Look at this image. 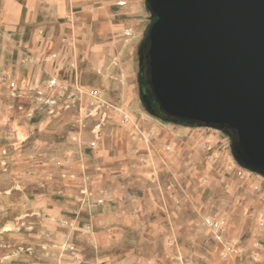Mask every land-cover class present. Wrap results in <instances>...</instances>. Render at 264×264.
<instances>
[{"label":"rangeland","instance_id":"obj_1","mask_svg":"<svg viewBox=\"0 0 264 264\" xmlns=\"http://www.w3.org/2000/svg\"><path fill=\"white\" fill-rule=\"evenodd\" d=\"M149 16L136 22L143 43L131 101L116 85L82 87L75 71L25 84L0 74V264L42 257L87 264L82 254L103 233L90 220L93 208L108 204L125 205L139 223L137 231L119 226L97 237L117 259L264 264V176L235 158L236 134L166 119L143 102ZM168 123L188 131L174 140L152 125ZM206 218L220 229L205 227ZM64 229L71 233L65 244Z\"/></svg>","mask_w":264,"mask_h":264},{"label":"water","instance_id":"obj_2","mask_svg":"<svg viewBox=\"0 0 264 264\" xmlns=\"http://www.w3.org/2000/svg\"><path fill=\"white\" fill-rule=\"evenodd\" d=\"M152 114L236 132L264 176V0H145Z\"/></svg>","mask_w":264,"mask_h":264},{"label":"crops","instance_id":"obj_3","mask_svg":"<svg viewBox=\"0 0 264 264\" xmlns=\"http://www.w3.org/2000/svg\"><path fill=\"white\" fill-rule=\"evenodd\" d=\"M146 14L145 0H0V74L25 84L59 73L73 77L75 71L82 87L98 89L102 85L105 91L116 85L122 101H131L134 83H139L141 66L136 60L143 43L136 22ZM86 101L81 95L80 102ZM152 125L161 135L165 131L172 134L174 140L188 131L171 123ZM137 143L144 145L141 140ZM124 206L93 208L90 220L95 229L102 227L103 233L96 234L90 251L82 254L87 264H109L113 259L117 264H149L147 255L117 259L108 254L109 249L103 252L102 241H97V237L107 238L112 228L139 229L138 220L125 213ZM83 225L78 221L77 228L83 237H89L91 230ZM70 237L65 230L61 241L65 244ZM32 264L63 261L42 257Z\"/></svg>","mask_w":264,"mask_h":264},{"label":"trees","instance_id":"obj_4","mask_svg":"<svg viewBox=\"0 0 264 264\" xmlns=\"http://www.w3.org/2000/svg\"><path fill=\"white\" fill-rule=\"evenodd\" d=\"M148 47H149V42L147 41V50L145 53V57L143 59V63H142V68H143V79H144V83H145V87L144 90L146 92V95L155 102L156 106L158 107V103L155 99V95L152 91V87L149 83V57H148ZM160 114V113H158ZM161 115V114H160ZM163 116V115H161ZM164 117V116H163ZM230 130V129H229ZM232 132H234L236 134L235 131L231 130ZM236 138H237V134H236ZM237 143H238V138H237Z\"/></svg>","mask_w":264,"mask_h":264},{"label":"built area","instance_id":"obj_5","mask_svg":"<svg viewBox=\"0 0 264 264\" xmlns=\"http://www.w3.org/2000/svg\"><path fill=\"white\" fill-rule=\"evenodd\" d=\"M10 85H11V86H14V83L11 82ZM91 145L94 146L95 143L93 142ZM204 226L207 227V228H210V229H212V230H218V229H220V227H221V226H219V224H217V223L211 221V220L208 219V218L205 219V221H204Z\"/></svg>","mask_w":264,"mask_h":264},{"label":"flooded vegetation","instance_id":"obj_6","mask_svg":"<svg viewBox=\"0 0 264 264\" xmlns=\"http://www.w3.org/2000/svg\"><path fill=\"white\" fill-rule=\"evenodd\" d=\"M145 96H146V99H147V101L149 102V104L153 107V108H157V106H156V104H155V102L153 101V100H151L147 95H146V93H145Z\"/></svg>","mask_w":264,"mask_h":264},{"label":"bare ground","instance_id":"obj_7","mask_svg":"<svg viewBox=\"0 0 264 264\" xmlns=\"http://www.w3.org/2000/svg\"><path fill=\"white\" fill-rule=\"evenodd\" d=\"M87 92H88V89H87V90H86V89H83V90H82V97H83V96H86V93H87ZM91 95H92V94H91ZM90 97H91V96H90ZM83 109H84V108H82V111H81V112H83ZM98 127H99V126H97L96 128H98ZM96 131H98V130H96ZM98 133H99V132H98Z\"/></svg>","mask_w":264,"mask_h":264}]
</instances>
